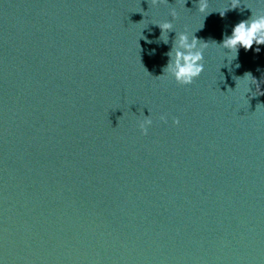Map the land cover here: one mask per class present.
I'll list each match as a JSON object with an SVG mask.
<instances>
[{"label": "water", "instance_id": "1", "mask_svg": "<svg viewBox=\"0 0 264 264\" xmlns=\"http://www.w3.org/2000/svg\"><path fill=\"white\" fill-rule=\"evenodd\" d=\"M208 2L0 0V264H264V45L219 47L264 0Z\"/></svg>", "mask_w": 264, "mask_h": 264}, {"label": "clouds", "instance_id": "2", "mask_svg": "<svg viewBox=\"0 0 264 264\" xmlns=\"http://www.w3.org/2000/svg\"><path fill=\"white\" fill-rule=\"evenodd\" d=\"M168 2V0H151V4L156 6L158 4H163ZM241 6V0H231L230 8L224 12H219L223 17L225 12L228 10H234ZM198 12L201 14L209 15L208 0H198L196 5ZM173 20L178 19V14L173 9L170 12ZM161 30V36L168 34L174 30L173 23L164 22L160 24H155ZM146 39V37H145ZM165 44L168 43V39L163 40ZM151 43V41H149ZM256 45L255 51L259 53L261 45H264V15H258L252 12L249 19L239 22L235 25L232 30L231 36H225L223 42L219 44V47L228 51V53L235 54L237 57L240 48L245 51L253 49ZM208 43L203 40L197 39L193 34L191 40H189V35L187 32L181 33L178 37V44L174 43L171 51L167 53L169 61L167 66L164 68L163 73H171L175 82L181 86H190L193 82L198 79L204 72V52L208 48ZM181 49V50H178ZM173 52L175 55L173 56ZM239 67V65H237ZM163 74V75H164ZM162 76V75H161ZM247 85L248 91H251L250 85H257V91H259L257 81L252 77L251 73H246L243 78H240ZM237 87V84H236ZM164 123H167L165 116L160 118ZM152 120L150 118H145L140 124V130L143 135L148 134V128L151 126ZM173 124L179 126V119H174Z\"/></svg>", "mask_w": 264, "mask_h": 264}]
</instances>
